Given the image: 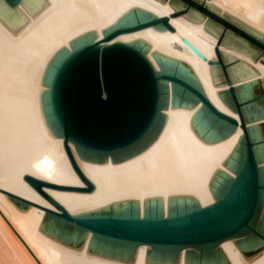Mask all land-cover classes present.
I'll return each instance as SVG.
<instances>
[{
  "label": "water",
  "instance_id": "water-1",
  "mask_svg": "<svg viewBox=\"0 0 264 264\" xmlns=\"http://www.w3.org/2000/svg\"><path fill=\"white\" fill-rule=\"evenodd\" d=\"M168 1L175 10L169 16L157 17L133 9L101 31L99 40H95V32L86 33L68 42L71 51L62 47L46 65L41 85L48 90L39 94L43 121L55 138L63 139L71 167L86 188L23 177L61 213L0 192L22 212L30 206L44 210L39 231L69 248L79 252L86 234L92 233L87 253L107 260L131 264L137 246L146 245L145 264H178L182 248L197 251L186 250L184 264H229L216 245L232 238L248 259L264 249V213H260L264 209V167H258L264 163V123L247 127L264 119V92L260 80L234 86L257 74L222 53L219 46L240 52L255 63L264 58V37L225 13L219 15L208 0ZM19 4L32 19L48 6L46 0H3L0 22L13 34L29 23L17 8ZM169 17H184L194 24L207 19L204 29L218 39L216 60L208 62L213 86L228 87L217 94L239 121L211 104L185 64L153 52L151 56L160 69L156 72L145 56L150 48L143 42L107 44L118 35L148 27L173 31ZM181 41L200 60L207 61L188 40ZM169 95L170 108L192 109L201 104L191 126L206 144L229 137L238 127L242 130L223 164L235 177L218 170L209 183L213 204L199 207L190 197L169 198L167 215L163 216L161 199H154L144 201L142 217L137 202L71 216L43 192L44 187L91 193L94 188L79 169L69 143L83 161L106 164L108 155L112 164L128 160L156 139L166 119L161 110H167Z\"/></svg>",
  "mask_w": 264,
  "mask_h": 264
},
{
  "label": "bare ground",
  "instance_id": "bare-ground-1",
  "mask_svg": "<svg viewBox=\"0 0 264 264\" xmlns=\"http://www.w3.org/2000/svg\"><path fill=\"white\" fill-rule=\"evenodd\" d=\"M46 1L48 6L33 19L20 4L17 6L29 20L18 34H13L0 22V191L61 213L23 179L26 175L53 185L86 188L71 167L63 139L55 138L43 121L39 94L48 90L41 85L47 63L62 47L71 51L68 42L86 33L95 32V40H99L103 36L101 31L133 9L157 17L169 16L175 10L168 5V0L165 3L158 0ZM207 4L218 10L219 15L225 13L264 37V0H208ZM206 20L194 24L184 17H169L173 31L148 27L118 35L107 44L143 42L150 48L145 56L156 72L160 69L151 56L153 52L185 64L211 104L239 121L237 114L231 112L217 94L228 87L213 86L208 62L216 60L214 48L218 39L204 29ZM182 38L197 48L207 61L195 56L182 43ZM219 50L257 74L234 86L260 80L264 88L261 59L253 63L240 52L220 46ZM170 103L171 95L167 110H161L166 119L156 139L143 152L121 163L112 164L109 155L106 164L80 160L69 143L79 169L94 188L91 193L44 187L43 192L71 216L114 204L137 202L142 217L144 201L154 199H161L163 216L167 215L169 198L190 197L199 207L213 204L209 183L218 170L235 177L223 164L235 149L242 130L238 127L229 137L206 144L191 126V119L201 104L186 109L170 108ZM262 123L264 119L248 123L247 127ZM258 167H264V163ZM0 213L7 221L0 215V264H124L88 254L90 232L79 252L44 235L39 231V225L45 211L30 206L22 212L1 192ZM260 213H264V209ZM234 240L216 245L229 264H264V249L246 259ZM147 249L146 245H138L131 264H145ZM186 250L197 252L182 248L178 264H184Z\"/></svg>",
  "mask_w": 264,
  "mask_h": 264
},
{
  "label": "rangeland",
  "instance_id": "rangeland-1",
  "mask_svg": "<svg viewBox=\"0 0 264 264\" xmlns=\"http://www.w3.org/2000/svg\"><path fill=\"white\" fill-rule=\"evenodd\" d=\"M261 63H264V58H261ZM263 92H264V88L262 86Z\"/></svg>",
  "mask_w": 264,
  "mask_h": 264
},
{
  "label": "snow or ice",
  "instance_id": "snow-or-ice-1",
  "mask_svg": "<svg viewBox=\"0 0 264 264\" xmlns=\"http://www.w3.org/2000/svg\"><path fill=\"white\" fill-rule=\"evenodd\" d=\"M0 4H3V0H0Z\"/></svg>",
  "mask_w": 264,
  "mask_h": 264
}]
</instances>
